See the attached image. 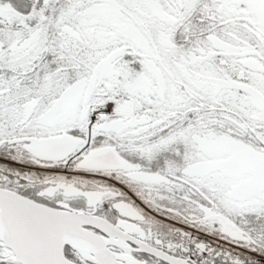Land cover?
<instances>
[{"label": "snow or ice", "instance_id": "6c2138e0", "mask_svg": "<svg viewBox=\"0 0 264 264\" xmlns=\"http://www.w3.org/2000/svg\"><path fill=\"white\" fill-rule=\"evenodd\" d=\"M0 264H264V0H0Z\"/></svg>", "mask_w": 264, "mask_h": 264}]
</instances>
